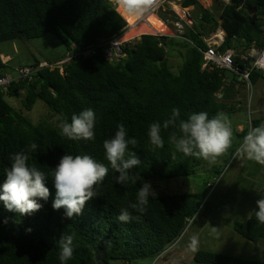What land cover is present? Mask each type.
<instances>
[{
    "label": "trees",
    "instance_id": "16d2710c",
    "mask_svg": "<svg viewBox=\"0 0 264 264\" xmlns=\"http://www.w3.org/2000/svg\"><path fill=\"white\" fill-rule=\"evenodd\" d=\"M183 6H193L198 15L183 34L194 46L179 39L182 64L176 74L167 59V43L174 38H166L163 43L162 37L143 35L124 46L126 57L119 62L109 63L102 55H94L71 62L62 75L57 69L44 68L34 79L13 83L7 91L0 92V184L5 169L10 167L11 154L24 151L34 142L39 147L30 153V163L48 176L45 185L50 192L46 201H39L43 207L29 215L9 212L0 202V264H60L57 242L69 234L73 235L74 254L66 264L166 260L165 255L171 247L175 248L186 229L206 225L211 205L206 194L198 192L150 197L145 214L129 209L133 221L118 222L116 216L130 201L135 202L142 181L130 179L126 187L117 184L118 173L110 166L97 197L87 202L81 215L68 219L63 209L52 207L56 190L51 172L59 159L64 154H88L107 165L103 141L114 136L116 125L121 122L129 137L139 141L135 149L129 146L141 160L139 167L132 170L133 177L139 172L147 182L218 172L216 166L182 153H176L173 159V150L167 143L168 130L162 129L161 133L165 147L152 151L147 129L152 122L162 123L173 108L180 109L182 119L200 111H206L210 118L218 112L234 113L238 105L234 102L236 83H226L224 70L202 67V51L207 49L202 38L220 28L225 34L217 48L221 53L233 50L245 54L251 47L264 49V0H229L220 7L217 18L196 0H184ZM118 12L109 0H0V43L55 36L64 48L54 60L57 62L72 44L78 50L85 49L125 33L127 20ZM160 17L165 18L163 14ZM153 19V15L148 16L149 27L137 25L127 36L165 32ZM233 61L241 70L248 68V61L239 55ZM7 68L0 54V74H13L14 70L8 72ZM260 79L264 80V72H250L251 86ZM21 91L25 92L24 110L29 111L36 101H42L60 123H70L73 114L92 108L96 113L95 141H69L59 135L58 127L45 120L32 124L21 110L6 101L7 97L18 98ZM262 123L264 120L250 119V128ZM247 131L243 129L238 137L243 139ZM256 208L247 220L233 227L236 234L252 243L264 241V224L256 220ZM193 261L264 264V260L202 250L194 253Z\"/></svg>",
    "mask_w": 264,
    "mask_h": 264
},
{
    "label": "clouds",
    "instance_id": "9594fccd",
    "mask_svg": "<svg viewBox=\"0 0 264 264\" xmlns=\"http://www.w3.org/2000/svg\"><path fill=\"white\" fill-rule=\"evenodd\" d=\"M119 9L127 16L137 20L145 17L155 6L156 0H117ZM264 67V64L261 65ZM96 113L92 108H86L79 114L71 116V122L59 124V135L69 141H95ZM114 136L103 141V150L107 165L97 161L91 155L64 154L51 172V180L56 193L52 207L54 210H64V217L72 219L79 216L90 200L98 195V188L103 184L109 173V166L118 173L116 183L127 186L130 179L133 182L142 181L135 202H129L122 208L116 220L120 223H130L134 217L129 209L145 214L148 210L149 198H155L150 183L143 181L139 172L134 177L132 170L139 167L141 160L135 151L139 143L136 137H129L124 123L116 125ZM162 129L168 130L167 143L172 148V158L176 153L184 156L202 159L209 165H214L233 148L234 131L229 116L218 112L211 118L206 111L194 112L187 119L181 118L179 108H173L171 114L163 122H152L147 129V138L152 151L163 149L165 139ZM36 143H30L24 151L10 156V167L5 169L2 184H0V202L9 212L20 216L39 211L43 205L40 200H47L50 192L45 181L49 179L44 171L30 163V153L38 149ZM235 155L264 166V123L252 127L235 147ZM256 220L264 224V194L256 201ZM139 219V216L135 217ZM212 233L217 232L212 227ZM59 245L60 264H66L74 254L73 235H63L57 242ZM199 246L196 236L190 238L188 247L195 251Z\"/></svg>",
    "mask_w": 264,
    "mask_h": 264
},
{
    "label": "rangeland",
    "instance_id": "374dc122",
    "mask_svg": "<svg viewBox=\"0 0 264 264\" xmlns=\"http://www.w3.org/2000/svg\"><path fill=\"white\" fill-rule=\"evenodd\" d=\"M225 2V0H217L213 4L209 0H201L199 5L212 11L217 18L220 7H223ZM118 10L122 13L119 8ZM197 15L198 10L193 9L191 13L193 20H196ZM154 20L162 25L165 30V32L158 31L159 33L170 34V30L155 16ZM262 22H264V17H262ZM154 29L158 30L157 28ZM181 44L179 39H173L167 43V59L172 72L175 74L182 64V59L178 54V51L181 50ZM63 52L64 48L60 41L51 35L30 41L16 40L0 43L1 58L5 61L8 72H12L18 66H32L35 62L50 61L53 63ZM234 91L236 93L234 102L238 104L236 110L234 113L225 112L232 122L233 148L216 164L211 165L216 166L218 172L213 173L211 171L189 177L147 181L151 184L156 195L205 193V199H208L211 205V215L206 225L200 229L195 227L186 229L175 248L171 247L165 255V257L167 256V264H196L193 261V255L201 250L243 259L264 260V241L252 243L233 231L236 223L248 219L256 206V201L261 198V194H264V166L235 155V147L242 141L238 137L240 132L237 131L236 126L242 125L243 129L249 130L250 119L264 120V80H258L250 89L239 78L234 85ZM24 95L25 92L21 91L18 98L7 97L6 101L14 109L21 110L24 117L32 124L45 120L52 126L59 128L58 116L52 113L42 101H36L31 110H24L22 108ZM212 227L217 229L215 234L211 231ZM193 236L199 240V246L195 251L188 247L190 238ZM164 260L142 259L132 264H166ZM109 264L124 263L118 261Z\"/></svg>",
    "mask_w": 264,
    "mask_h": 264
},
{
    "label": "built area",
    "instance_id": "2783aa9c",
    "mask_svg": "<svg viewBox=\"0 0 264 264\" xmlns=\"http://www.w3.org/2000/svg\"><path fill=\"white\" fill-rule=\"evenodd\" d=\"M109 1L116 6V10L118 12L119 7L117 0ZM183 1L184 0H156L155 6L149 11V13L145 17L137 20L138 25L142 24L149 27V23L147 22L148 16L154 15L159 22H161L170 30V34L149 32L148 34L141 33L132 38L125 39L124 36L129 32L131 26L125 20L123 15L118 12L127 22L128 26L125 33L120 36L113 37L108 41L102 42L95 46H90L85 49L78 50L72 44L69 51H67L59 61L52 64L44 62L39 63L36 66H18L16 69H14L13 74H0V92L7 91V89L13 83L26 80L30 81L34 79L37 73L44 68H47L49 70L57 69L62 75L64 68L71 62L88 58L94 55H102L103 58L109 63L119 62L126 57L124 46L132 41L138 40L143 35L182 39L193 45L189 40L183 37V34L185 32V29L190 28L195 22L191 17V13L194 7H184ZM196 1L199 3L201 0ZM209 1H211L213 4L217 2V0ZM225 1L226 2L224 5H227L229 3V0ZM160 14H163L165 18L160 17ZM224 36V32L220 28H218L208 38H202L203 43L207 47L205 51H202L204 61L202 67L205 68L206 66H209L211 68H218L220 70H229L235 76L237 75L239 78H241L242 81L251 89L249 80L250 72L252 70L264 72V67L261 66L262 64H264V49L251 47V49L248 50L245 54L239 55L242 59H246L248 61V68L241 70L234 64L233 58L237 54L233 50H227L224 53H221L217 50V48L223 43ZM252 54L255 57L253 59L250 58Z\"/></svg>",
    "mask_w": 264,
    "mask_h": 264
},
{
    "label": "water",
    "instance_id": "95a60500",
    "mask_svg": "<svg viewBox=\"0 0 264 264\" xmlns=\"http://www.w3.org/2000/svg\"><path fill=\"white\" fill-rule=\"evenodd\" d=\"M251 12H255L254 9L251 10ZM163 38V43H165L166 41V37H162ZM237 55H241V53H236ZM250 58H255L254 55L252 54ZM223 75H224V78H225V81L226 83H237L238 82V79L239 77L236 75H234L231 71L229 70H224L223 72Z\"/></svg>",
    "mask_w": 264,
    "mask_h": 264
},
{
    "label": "bare ground",
    "instance_id": "6f19581e",
    "mask_svg": "<svg viewBox=\"0 0 264 264\" xmlns=\"http://www.w3.org/2000/svg\"><path fill=\"white\" fill-rule=\"evenodd\" d=\"M122 15H123V17H125L126 18V20H127V22L130 24V30H129V32L124 36V38L125 39H129V38H132V37H134V36H136V35H134V36H127L128 34H130L131 32H132V30L138 25L137 24V19H135V18H132V17H129V16H127V15H125L123 12L121 13Z\"/></svg>",
    "mask_w": 264,
    "mask_h": 264
},
{
    "label": "crops",
    "instance_id": "0c3cea01",
    "mask_svg": "<svg viewBox=\"0 0 264 264\" xmlns=\"http://www.w3.org/2000/svg\"><path fill=\"white\" fill-rule=\"evenodd\" d=\"M3 61H4V60H3ZM227 84H228V83H227ZM229 84H235V83H229ZM236 128H237V131H238V132H241V131L243 130V126H242V125H237ZM164 263L167 264V259L164 260ZM162 264H163V263H162Z\"/></svg>",
    "mask_w": 264,
    "mask_h": 264
}]
</instances>
